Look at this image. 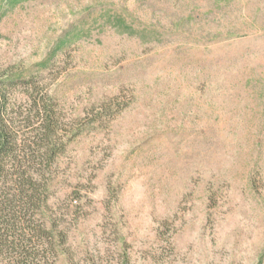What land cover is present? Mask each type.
<instances>
[{
    "label": "rangeland",
    "instance_id": "1",
    "mask_svg": "<svg viewBox=\"0 0 264 264\" xmlns=\"http://www.w3.org/2000/svg\"><path fill=\"white\" fill-rule=\"evenodd\" d=\"M0 79V264H264V0H0Z\"/></svg>",
    "mask_w": 264,
    "mask_h": 264
},
{
    "label": "trees",
    "instance_id": "2",
    "mask_svg": "<svg viewBox=\"0 0 264 264\" xmlns=\"http://www.w3.org/2000/svg\"><path fill=\"white\" fill-rule=\"evenodd\" d=\"M8 82V80H6ZM2 79H0V99L2 97H5L6 94L4 92V90L2 89L3 86V82H6ZM51 111L49 110H45V112L42 114L44 117L42 118V123L41 125L39 126V128L37 129V135L38 136H42V138L46 139L47 142L48 141H52V136H53V117L51 115ZM8 133L5 131H0V177L3 175V172L5 171L6 169V166L4 165V156L7 155V156H10L11 154V149L8 148V145L10 144V140H8V137H7ZM42 139V140H43ZM48 145V146H46ZM45 146V149L43 147H41L40 151L43 150L44 154H49L52 152V149L50 147V143L46 144ZM12 148V147H11ZM8 149V151H7ZM44 154L42 153L40 156H42V158L44 157ZM21 167H24V166H21ZM27 167H26V170L22 171L21 172V176L24 177V174L27 175ZM30 176V175H29ZM29 176H25L23 178L22 181L18 182L17 183V186L19 188L18 192L19 194L21 193L20 196H18V202L15 204V200L13 198L10 197V195H6V196H3V200L0 202L1 207H4L3 209L8 211L6 213L8 214H5L4 213V216L2 217V220H4L5 218H7L8 216H11L12 212H20V211H25L26 208H28L29 206H35L38 202H40V199H39V195H36V191L34 189L33 186V181L32 179H29L28 181V177ZM31 186V187H29ZM30 190H33V192H30ZM18 209V210H17ZM15 215V218H16V214H13ZM4 218V219H3ZM9 219V218H8ZM5 222H8V221H5ZM11 225V224H9ZM46 226V222L45 220L41 222V224L39 225V231H38V237H39V240L41 239V241L43 242L44 239H45V233H43L44 231L47 230V228L45 227ZM37 229V228H36ZM26 241V240H25ZM30 242V241H29ZM28 242V243H29ZM26 243V242H25ZM25 245L28 246V244L26 243ZM26 246V247H27Z\"/></svg>",
    "mask_w": 264,
    "mask_h": 264
}]
</instances>
